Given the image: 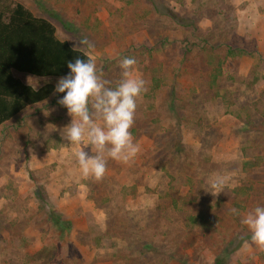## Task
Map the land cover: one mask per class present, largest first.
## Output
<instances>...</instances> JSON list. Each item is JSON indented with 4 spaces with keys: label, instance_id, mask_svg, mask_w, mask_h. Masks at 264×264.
<instances>
[{
    "label": "rangeland",
    "instance_id": "rangeland-1",
    "mask_svg": "<svg viewBox=\"0 0 264 264\" xmlns=\"http://www.w3.org/2000/svg\"><path fill=\"white\" fill-rule=\"evenodd\" d=\"M13 2L94 55L109 87L120 59L135 58L147 91L130 129L140 152L109 159L100 181L53 131L71 121L57 103L65 93L0 126V264H264L241 223L264 206V0L0 6ZM15 76L34 88L60 79ZM217 176L226 183L214 197Z\"/></svg>",
    "mask_w": 264,
    "mask_h": 264
},
{
    "label": "clouds",
    "instance_id": "clouds-1",
    "mask_svg": "<svg viewBox=\"0 0 264 264\" xmlns=\"http://www.w3.org/2000/svg\"><path fill=\"white\" fill-rule=\"evenodd\" d=\"M79 43L92 47L87 38ZM136 64L133 57L120 59L121 79L113 88L102 78L95 56L90 54L86 60L76 58L67 62L69 74L56 83L55 92L65 93L57 103L67 109L71 121L59 129L52 128L73 148L84 178L100 181L107 173L109 159L129 164L141 150L130 131L137 99L147 91L146 81L135 74ZM86 148H90L91 154ZM225 183L223 177L217 176L210 181L211 191L206 192L215 197L224 191ZM231 211L238 214L236 209ZM241 223L249 230L251 243L264 252V206L248 211Z\"/></svg>",
    "mask_w": 264,
    "mask_h": 264
},
{
    "label": "trees",
    "instance_id": "trees-1",
    "mask_svg": "<svg viewBox=\"0 0 264 264\" xmlns=\"http://www.w3.org/2000/svg\"><path fill=\"white\" fill-rule=\"evenodd\" d=\"M87 56L58 39L55 25L34 15L23 4L0 6V126L25 108L48 99L55 91L50 82L34 88L15 73L57 79L69 74L67 62L76 58L86 60ZM55 219L61 221L57 216Z\"/></svg>",
    "mask_w": 264,
    "mask_h": 264
}]
</instances>
